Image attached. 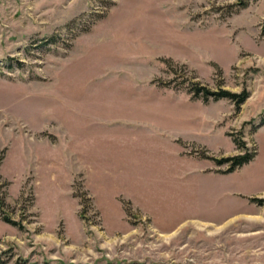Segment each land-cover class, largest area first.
Returning a JSON list of instances; mask_svg holds the SVG:
<instances>
[{"label": "rangeland", "instance_id": "374dc122", "mask_svg": "<svg viewBox=\"0 0 264 264\" xmlns=\"http://www.w3.org/2000/svg\"><path fill=\"white\" fill-rule=\"evenodd\" d=\"M0 184V264H264V0H0Z\"/></svg>", "mask_w": 264, "mask_h": 264}, {"label": "trees", "instance_id": "16d2710c", "mask_svg": "<svg viewBox=\"0 0 264 264\" xmlns=\"http://www.w3.org/2000/svg\"><path fill=\"white\" fill-rule=\"evenodd\" d=\"M51 41V40H48ZM169 65L172 68V59H168ZM193 82V81H192ZM191 90L194 92L195 96L204 97L206 101L209 99H221V98H229L231 100H234L236 102L237 107H240V105L249 97L250 91L247 88H244L242 92H234L228 89H221V90H213L207 86H199V83H192ZM202 93V94H201ZM235 142L237 143L238 147L241 150H244V152H241L239 154L224 157L222 159H216L218 164L228 163L229 167L225 172H233L236 170V168L243 166L246 163H249L253 158L256 156V150L251 151V148L248 146V143L245 140H241L238 142L237 139H235ZM3 185L0 184V192ZM4 193V192H3ZM5 204L4 197L0 196V208H2ZM1 210V209H0ZM4 220L13 224L19 225L16 221L12 220L10 217H4Z\"/></svg>", "mask_w": 264, "mask_h": 264}]
</instances>
